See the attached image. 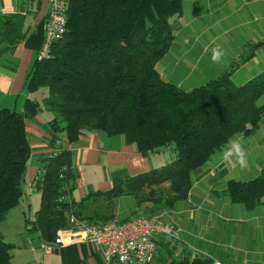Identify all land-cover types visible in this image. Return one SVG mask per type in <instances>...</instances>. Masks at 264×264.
Wrapping results in <instances>:
<instances>
[{
  "label": "trees",
  "instance_id": "trees-1",
  "mask_svg": "<svg viewBox=\"0 0 264 264\" xmlns=\"http://www.w3.org/2000/svg\"><path fill=\"white\" fill-rule=\"evenodd\" d=\"M184 1H68L64 36L52 44L47 59L35 60L25 79L30 95L46 89L42 104L29 98L21 112L0 109V223L23 197L31 155L26 122L43 109L54 116L48 122L51 152L41 159L39 207L27 227L47 244L54 242L58 230L67 228L69 212L95 223L84 216L91 199L111 205L117 198L132 196L139 206L151 202L153 189L165 184L167 193L157 191L154 202L164 195L166 205L186 199L192 174L234 136H248L257 128L264 115V105H259L264 72L240 86L232 82L231 73H225L188 92L158 74L156 65L175 38ZM3 23L15 31L21 22L15 17L14 23ZM23 36L12 34V39ZM91 132L122 136L142 156L170 148L174 159L117 179L109 190L75 202L68 199L76 180L72 154L60 149L59 136L63 133L72 144ZM226 195L247 210L264 204V174L248 182L229 181ZM10 249L0 232V264H10Z\"/></svg>",
  "mask_w": 264,
  "mask_h": 264
},
{
  "label": "crops",
  "instance_id": "crops-1",
  "mask_svg": "<svg viewBox=\"0 0 264 264\" xmlns=\"http://www.w3.org/2000/svg\"><path fill=\"white\" fill-rule=\"evenodd\" d=\"M233 1L238 2H183L182 13L177 20L179 30L177 29L169 51L156 65L163 81L188 92L228 72H231V80L237 86L264 72V0H240V34L235 32L240 35V66L235 71L228 69L223 72L224 68L220 70L222 65L218 66L222 59H211V47L216 44L223 53L227 52L226 59L231 61L239 57V54L225 49L224 45L229 40L219 42L229 32L228 26L231 30L229 21L233 18L229 17L235 15L236 11L229 13L228 5ZM47 11L48 0H0V109L21 112L25 100L33 98L39 101L36 96L27 93L24 83L42 45ZM15 17L21 23L12 31L11 26L3 22L9 20L14 23ZM12 34L24 36L17 41L12 39ZM259 105H264V94ZM53 117L51 112L42 110L33 121L26 122L27 137L31 136L34 140L28 139L31 155L22 187L21 205L12 209L18 210L23 217L31 212L34 216L39 207L40 195L30 193L28 184L39 171L41 159L51 152L48 122ZM59 137L60 149L71 152L73 169L78 172L68 198L75 202L82 200L90 190L104 192L110 189L112 179L105 178L106 170L127 171V175L132 176L151 170L162 161L155 157L160 150L142 156L127 145L122 136L108 137L103 133L91 132L72 144L67 142L63 133ZM233 141L238 142L242 148L243 165L236 155L225 158V152L230 149ZM249 158L252 159V164H248ZM263 163L264 115L250 135L234 136L227 146L212 155L202 168L192 174V186L186 199L166 205L163 199H167V195H164L160 201H147L138 207L135 198L136 205L132 206L130 203L133 208L128 215L127 211L117 205L124 198L121 197L111 203L114 207L110 216L118 222L155 216L178 228L179 238L175 241L156 238L158 256L151 264L195 260L211 263L216 261L220 264H264V204L247 210L242 205L232 204L226 195L229 181L248 182L263 175ZM96 164H100L103 176L95 181L93 187H89L81 167ZM163 186L167 187L166 184ZM153 190L156 198H159L157 189ZM149 191L150 189L146 190ZM105 203L98 198L89 200L84 216L91 217L95 223H101L109 217L94 213H98L95 208L100 205L103 207ZM40 244L39 239L37 242L28 241L23 264H102L98 252L86 243L52 245L49 253H44L39 248Z\"/></svg>",
  "mask_w": 264,
  "mask_h": 264
},
{
  "label": "built area",
  "instance_id": "built-area-1",
  "mask_svg": "<svg viewBox=\"0 0 264 264\" xmlns=\"http://www.w3.org/2000/svg\"><path fill=\"white\" fill-rule=\"evenodd\" d=\"M69 0H48V11L44 24V37L36 60L49 57L53 43L60 40L66 31ZM43 171L39 170L29 182L30 193H40ZM67 228L56 233L53 243H41L39 248L49 253L52 245L63 246L67 243H86L91 245L102 259V264H151L158 256L156 238L166 241L179 238V230L164 223L159 218L133 219L126 222L109 220L93 223L85 218H77L69 212L66 216ZM213 264H220L213 262Z\"/></svg>",
  "mask_w": 264,
  "mask_h": 264
},
{
  "label": "rangeland",
  "instance_id": "rangeland-1",
  "mask_svg": "<svg viewBox=\"0 0 264 264\" xmlns=\"http://www.w3.org/2000/svg\"><path fill=\"white\" fill-rule=\"evenodd\" d=\"M228 10H229L228 11L229 13L232 11H236L235 15H232L229 17V18H233V19H231V21H229L230 25L236 26V28H232V26H231V30H230V26H228L229 28L227 27V30H229V32L224 34L220 38L219 42L224 43V42L229 40L230 44L226 43V45H224L225 49H227V51L229 50V52H234L235 54H239V57L232 59L230 61L229 59H226V58H228L227 57L228 55H227V52H225L224 56L222 57V60L220 62V65H218V66L222 65L220 67L221 68L220 70H223V68H224L223 72H225L228 69H233L235 71L238 68V66H240V35L235 33V32H238L240 34V25H239L240 24V0H238V2H235V1L231 2L228 5ZM234 17H236V19H234ZM177 29L179 30V27H177ZM217 46H218V44H216L215 46H212L211 51H213V49ZM251 47L252 46L250 45V48ZM225 68H227V69H225ZM220 72H222V71H220ZM228 73H231V72H228ZM235 79H237V78H235ZM45 95H46V89L45 88L40 89L36 94H34V96H36L39 99L40 104H42V101H43L42 97H44ZM29 138H30V140H34L31 136H29ZM173 154L174 153L171 151L170 148H161L159 154H157L155 157H156V159L158 158L162 161H161V163H159L158 165H156L152 169L159 167L165 163L171 162L174 159ZM252 163H253L252 159L249 158L248 164H252ZM81 169L83 171V174L85 176L86 182L88 183L89 187H93L95 181L102 178V176H103L102 172L100 171V164L91 165L90 167H86L84 165L81 167ZM74 172H75V175L77 178L78 177L77 169H74ZM104 176L106 179H112V182H113L117 179H122L128 175H127V171L121 170L118 172H112V171L108 172L106 170L104 172ZM74 185H75V182H74ZM22 187H24V185ZM159 190H162L163 194L167 193V187L166 186H163ZM159 190H156V191H159ZM90 192L94 193L95 191H93V190L88 191V193H90ZM155 197H156V194H155ZM155 197H153V198H155ZM153 198H152V202H154ZM118 203L119 204H117V205L119 206V208L127 211V214L129 215L130 209L133 208L132 206L136 205V200H135V198H133L131 196H126L124 198H121V200H119ZM130 203L132 206L130 205ZM19 205H21V202L19 203ZM113 207H114V204H113V206L112 205L110 206V204L105 203L103 205V207L100 205V206H98V208H95L96 210H98V213L95 212L94 214L95 215L102 214L105 216V218L107 216L109 217L105 220H102L101 223L107 222L109 220H114V219H112V216H110ZM24 209H25V207H24ZM12 211L13 210H10L6 214L4 220L0 223V232H1V235H2L4 242L11 246V249H10L11 262H10V264H23L22 263L23 259H24L23 255H25V250L28 249V241L37 242L38 236L35 232L28 231L27 224L31 223L33 220L32 212L29 214H26V216L23 217V215L21 213H19L18 210H14L13 212ZM27 211H28V207L26 209V212Z\"/></svg>",
  "mask_w": 264,
  "mask_h": 264
},
{
  "label": "clouds",
  "instance_id": "clouds-1",
  "mask_svg": "<svg viewBox=\"0 0 264 264\" xmlns=\"http://www.w3.org/2000/svg\"><path fill=\"white\" fill-rule=\"evenodd\" d=\"M223 56H224L223 51L219 47H217L213 49V54L211 59L213 61H220ZM233 155H236L239 158V163L241 165L244 164V159H243L244 153L242 151L240 144L235 141L232 142L230 149L225 152V158L227 159L228 157H231Z\"/></svg>",
  "mask_w": 264,
  "mask_h": 264
}]
</instances>
